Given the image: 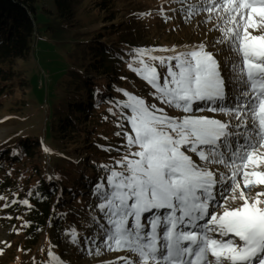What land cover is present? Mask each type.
<instances>
[{
  "label": "snow or ice",
  "instance_id": "snow-or-ice-1",
  "mask_svg": "<svg viewBox=\"0 0 264 264\" xmlns=\"http://www.w3.org/2000/svg\"><path fill=\"white\" fill-rule=\"evenodd\" d=\"M178 2L186 22L205 13L218 35L159 49L170 55L134 50L128 67L158 103L117 89L127 99L108 111L125 143L100 165L101 220L85 243L127 253L106 264H264V0ZM16 203L31 208L2 207ZM68 235L80 243L75 227Z\"/></svg>",
  "mask_w": 264,
  "mask_h": 264
},
{
  "label": "rangeland",
  "instance_id": "rangeland-1",
  "mask_svg": "<svg viewBox=\"0 0 264 264\" xmlns=\"http://www.w3.org/2000/svg\"><path fill=\"white\" fill-rule=\"evenodd\" d=\"M110 6L109 11L103 10L97 0H84L77 8L74 22L53 26L59 18L55 1L40 0L33 51L28 58L15 59L8 67L11 78L5 82L1 78L0 196L5 199L0 200V264H106L118 256L127 255L125 251H106L102 246L101 254L97 255L96 247L85 243L87 237L99 230L93 218L101 220L93 196V185L104 174L100 165L110 163L113 157L119 158L120 153L115 148L125 143L122 137L115 135L120 129L114 123L116 116L108 109L113 107L119 114L120 109L115 108L112 101L127 99L117 91L118 88L150 103H158L150 95L151 86L128 67L133 62L135 49L155 48L156 55H170L159 49L197 44L218 33L208 32L211 25L201 22L205 13L186 22L185 14L179 11L181 4L178 0H111ZM90 38L108 41L113 46L123 42L127 55L122 58L117 81L120 86L111 99L95 108L94 115H87L78 134L69 138L58 136V125L51 129L57 118L52 115L51 108L53 102L63 101L65 93L70 90L71 80L76 77H69L70 61L72 56L75 59L81 57ZM226 55L223 53L217 58L223 59ZM134 66L138 65L134 63ZM166 110L170 115L179 114V110ZM30 140L32 146L42 144L33 147L34 154L27 156V151L19 145ZM87 140L93 142L88 144ZM109 147L113 150L108 151ZM45 148L51 151L45 152ZM9 150L5 155L4 152ZM193 159L199 162L196 156ZM58 166L65 167L64 172L74 171L72 175L76 178L67 181L69 187L66 190L62 187ZM96 172L97 178L93 180ZM79 175H85L86 179L77 177ZM49 179L58 183L59 193L53 200L57 210L41 233H32L28 226H23L25 221L30 222L25 215L28 206L20 203L6 208L2 206L14 199H26L25 196L36 190L40 181ZM6 180L14 182L17 189L6 186ZM73 185L83 190L70 189ZM261 190L256 188L251 195ZM72 227L79 233V244L70 241L68 232ZM49 252L54 255L49 256Z\"/></svg>",
  "mask_w": 264,
  "mask_h": 264
},
{
  "label": "trees",
  "instance_id": "trees-1",
  "mask_svg": "<svg viewBox=\"0 0 264 264\" xmlns=\"http://www.w3.org/2000/svg\"><path fill=\"white\" fill-rule=\"evenodd\" d=\"M39 1L0 0V81L2 78L5 82L12 77L8 67L15 59H26L33 51L37 30L36 23H38L36 13ZM54 1L59 17L56 19L57 22L53 23V26H56L62 22L64 24L74 22L77 16V8L84 0ZM110 1L97 0L99 6L103 10L108 9V11L111 7ZM110 37H114V35ZM99 41L97 38H90L81 57L75 59L72 56L69 77L70 79L72 76L76 77L73 81L71 80V88L65 93L64 100L57 104L53 102V108H51L52 115L57 116L56 123L54 122L51 125V129H54L57 124L58 136L69 138L72 137L71 135L78 134L83 128L82 121L86 120L87 115H94L95 108L111 99L114 91L120 86L118 84L120 82L117 81L121 73V64H123L122 58L127 55L126 50L123 49L125 46L121 41L117 42L119 44L115 46L108 41ZM30 141H24L19 145V147L27 151L25 152L27 156L34 154L33 147L42 144L39 142L36 146H32V140ZM87 142L90 144L93 140H87ZM88 144H85V146ZM9 152L10 150L4 152V154L8 155ZM58 167L61 170L59 178L62 180V187H65L66 190L69 187L66 184L67 181L76 178L72 175L74 171L68 172V170L64 172L65 167ZM77 177L86 179L85 175ZM96 178L97 172L92 176L93 180ZM13 183L6 180V186H10L11 190L17 189ZM36 188L30 197L29 195L25 196L26 199L33 203L31 208L25 210V215L26 219L31 223L28 226L29 230L32 233H41V230L43 231L47 226L48 220L54 216V211L57 210V207L54 209L53 200L59 193V188L58 183L50 179L40 181L39 186ZM72 188L77 190L79 187L73 185L70 189ZM57 221H60L59 218Z\"/></svg>",
  "mask_w": 264,
  "mask_h": 264
}]
</instances>
